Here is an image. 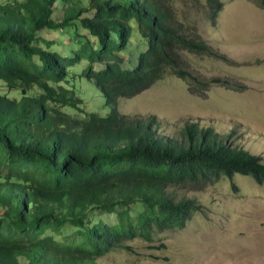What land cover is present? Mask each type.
<instances>
[{"label": "trees", "instance_id": "trees-1", "mask_svg": "<svg viewBox=\"0 0 264 264\" xmlns=\"http://www.w3.org/2000/svg\"><path fill=\"white\" fill-rule=\"evenodd\" d=\"M171 1L0 5V80L22 91L20 100L0 95V264H99L117 250L130 252L129 243L153 244L158 234L184 229L201 211L195 201L176 202L171 187L203 189L235 175L264 185V157L232 146L231 136L195 122L186 124L181 140L162 136L156 116L134 118L115 108L169 74L198 96L213 85L247 89L186 71L184 53L229 61L177 20ZM206 1L215 22L223 5ZM252 1L264 9V0ZM60 8L63 17L56 19ZM45 31L73 37L72 54L49 52L52 42L39 47ZM132 43L146 51L134 70H124ZM84 60L90 62L84 77L112 108L107 117L84 112L86 103L70 85L72 69ZM96 65L105 70L96 72Z\"/></svg>", "mask_w": 264, "mask_h": 264}, {"label": "rangeland", "instance_id": "rangeland-1", "mask_svg": "<svg viewBox=\"0 0 264 264\" xmlns=\"http://www.w3.org/2000/svg\"><path fill=\"white\" fill-rule=\"evenodd\" d=\"M14 1L24 0H0V5ZM220 2L223 7L214 22L206 0L171 1L177 20L229 61L184 53L186 71L195 76L227 79L247 89L240 92L213 85L204 96H198L189 91L185 80L169 74L142 94L120 99L115 108L120 114L134 118L156 116L160 135L179 140L183 139L188 122L198 123L202 128L211 126L222 137L231 136L232 146L264 157V9L252 0ZM62 17L61 9L55 18ZM136 35L134 38L138 40ZM39 38V47L54 43L49 52L72 54L73 37L45 31ZM145 51L141 43L136 46L132 43L126 53L131 62L126 63L130 65L124 70H134L138 57ZM89 67L90 62L84 60L72 69L70 85L86 103L84 112L107 117L112 108L96 82L84 77ZM95 69L100 73L105 66L96 65ZM21 94L20 89L10 90L0 80V95L20 100ZM61 110L81 115L73 109ZM168 194L176 202L195 201L201 211L193 215L184 229L158 234L153 244L140 240L129 243L130 252L117 250L99 264H264V185L253 177L235 175L203 189L171 187ZM102 219L116 222L111 216Z\"/></svg>", "mask_w": 264, "mask_h": 264}]
</instances>
